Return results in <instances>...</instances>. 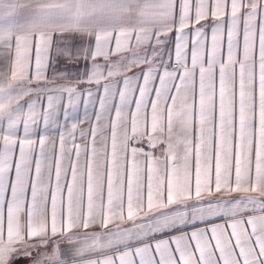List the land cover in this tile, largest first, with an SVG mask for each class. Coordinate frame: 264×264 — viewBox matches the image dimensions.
I'll return each instance as SVG.
<instances>
[{"label": "snow or ice", "instance_id": "6c2138e0", "mask_svg": "<svg viewBox=\"0 0 264 264\" xmlns=\"http://www.w3.org/2000/svg\"><path fill=\"white\" fill-rule=\"evenodd\" d=\"M0 264H264V0H0Z\"/></svg>", "mask_w": 264, "mask_h": 264}]
</instances>
